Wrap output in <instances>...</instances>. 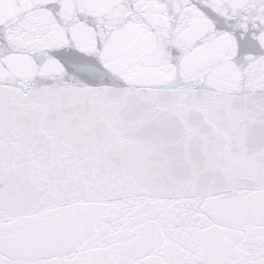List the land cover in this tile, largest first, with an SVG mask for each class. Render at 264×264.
Here are the masks:
<instances>
[{
  "label": "snow or ice",
  "instance_id": "6c2138e0",
  "mask_svg": "<svg viewBox=\"0 0 264 264\" xmlns=\"http://www.w3.org/2000/svg\"><path fill=\"white\" fill-rule=\"evenodd\" d=\"M0 264H264V0H0Z\"/></svg>",
  "mask_w": 264,
  "mask_h": 264
}]
</instances>
